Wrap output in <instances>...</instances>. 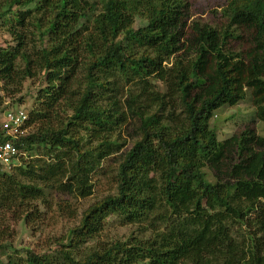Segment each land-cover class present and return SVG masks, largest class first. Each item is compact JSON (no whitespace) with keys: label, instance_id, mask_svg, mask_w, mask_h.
Instances as JSON below:
<instances>
[{"label":"trees","instance_id":"trees-1","mask_svg":"<svg viewBox=\"0 0 264 264\" xmlns=\"http://www.w3.org/2000/svg\"><path fill=\"white\" fill-rule=\"evenodd\" d=\"M221 15L193 19L190 0H0L15 42L0 47V82L45 81L26 122L34 131L14 140L26 155L0 171V221L31 222L49 190L92 194L114 134L134 120L115 192L48 243L56 264H264V140L253 120L223 140L209 127L215 109L246 95L264 122V0H227ZM34 149L42 156L26 161ZM112 214L139 232L99 240ZM24 251L27 264H50Z\"/></svg>","mask_w":264,"mask_h":264},{"label":"rangeland","instance_id":"rangeland-1","mask_svg":"<svg viewBox=\"0 0 264 264\" xmlns=\"http://www.w3.org/2000/svg\"><path fill=\"white\" fill-rule=\"evenodd\" d=\"M191 15L193 19L200 21H210L213 23L222 20V8L227 0H190ZM139 21L137 20V24ZM30 27V26H29ZM29 46L40 45L39 39L41 30H35L30 27L28 30ZM15 42L9 33L8 22L0 19V47L14 45ZM82 73L80 70L76 73L77 79H81ZM153 81V80H152ZM21 83L16 85L3 86L0 82V122L4 113L9 109L22 108L28 114L33 109L39 107L36 99L38 90L45 86L43 73H37L32 78H23ZM158 88H162V84L155 82ZM254 107L251 103L249 95L236 104H223L215 109L212 117L209 119V127L214 129L217 138L223 140L230 137L232 134L240 130L246 123L254 121L256 133L264 140V122L254 119ZM71 113V110L62 111L63 118ZM129 119V118H128ZM136 121L132 120L125 127L117 131L113 138L117 140V150L105 157L102 163L103 173L98 172L92 178L93 187L92 194L84 198H71L68 195L58 194L56 189L49 190L45 194L43 201H35L40 215L34 220H24V216L13 217L8 214L0 221V264H9L8 257L14 264H27L25 261L24 250H32L49 260L50 264H56V245L48 247V243L56 241V238L62 237L68 228L76 225L80 220L82 212L86 210L92 203L99 201L102 197L108 194H113L116 190V171L118 163L121 161L124 153L132 145L136 138L137 129ZM182 123V115L179 110L173 112L172 124ZM51 125L56 127V115L52 118ZM28 131H34L33 126H29ZM81 133H86L87 130H79ZM87 140V138H86ZM93 143H97L94 141ZM39 150H32L29 158L26 161H32L36 157H41ZM12 168V167H11ZM3 168L0 166V171L14 172L12 168ZM207 178L213 180L208 169ZM65 201V202H63ZM61 202V204H59ZM71 206H69V204ZM76 210L74 217H69V211ZM140 230L138 225L125 224L117 215H109L105 222L104 228L100 233L101 241H109L115 239H126L129 236H135ZM241 230L238 229L236 236L240 237ZM241 239V237H240ZM92 243V242H89ZM87 250V248H79L78 251ZM38 264V263H36Z\"/></svg>","mask_w":264,"mask_h":264},{"label":"built area","instance_id":"built-area-1","mask_svg":"<svg viewBox=\"0 0 264 264\" xmlns=\"http://www.w3.org/2000/svg\"><path fill=\"white\" fill-rule=\"evenodd\" d=\"M28 113L22 108L7 110L0 122L1 130L9 139L0 142V166L13 167L19 157L25 156L26 151L20 148L14 140L26 134Z\"/></svg>","mask_w":264,"mask_h":264}]
</instances>
